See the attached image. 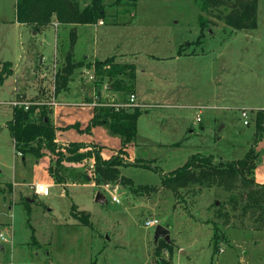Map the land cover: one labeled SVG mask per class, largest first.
Listing matches in <instances>:
<instances>
[{
	"label": "rangeland",
	"instance_id": "obj_1",
	"mask_svg": "<svg viewBox=\"0 0 264 264\" xmlns=\"http://www.w3.org/2000/svg\"><path fill=\"white\" fill-rule=\"evenodd\" d=\"M89 1L77 0L80 7ZM102 2V19L76 26L72 59L94 64L111 57L134 76L121 74L116 79L126 89L112 90L103 72L85 66L54 93L72 24L54 21L32 32L16 21L15 0H0V68L11 69L0 85V264H264V229L239 218L229 192H173L160 184L191 154L234 160L250 147L257 152L254 179L264 180V131L255 142V114L264 109V0L250 30L225 25L201 0ZM17 87L24 97L50 100L59 144L101 145L106 158L122 154L120 136L102 124L83 133L67 126L84 127L95 110L134 92L142 112L120 167L132 184L98 180L93 157L66 162L68 182L55 183L45 164L53 155L22 157L6 126ZM36 182L49 193H35ZM98 191L104 203L95 201ZM147 219L168 224L169 240L154 241L157 224L146 226Z\"/></svg>",
	"mask_w": 264,
	"mask_h": 264
},
{
	"label": "trees",
	"instance_id": "obj_2",
	"mask_svg": "<svg viewBox=\"0 0 264 264\" xmlns=\"http://www.w3.org/2000/svg\"><path fill=\"white\" fill-rule=\"evenodd\" d=\"M203 5L212 11V15L219 18L225 25L235 30H250L256 27L258 0H201ZM104 16L102 0H90L84 7H80L77 0H15V19L39 32L51 25L54 21L61 25L72 24L70 28L69 48L64 54V64L55 72L53 91L57 93L67 86L74 70L83 66H94L96 73L103 72L109 81L112 90L126 89L116 78L125 73L128 77L133 72H124L127 64L113 62L112 58L94 61V64L85 59H72L71 48L75 42L76 26L78 24H92ZM86 61V62H85ZM5 65L10 66L6 61ZM134 66L133 64L131 65ZM105 69V70H104ZM133 71V70H132ZM11 74V69L0 68V85ZM95 84L99 82L95 80ZM17 99L24 98L22 95ZM27 108L13 106L12 117L7 123L14 148L22 157L33 155L36 158L46 153L53 155L54 159L48 163V172L57 183L68 182L66 162H81L93 157L95 176L98 180L112 184H132L124 176L120 167L125 163L122 154L126 153L125 145L135 139L137 133L136 121L142 112L138 106L115 109L103 107L94 111L84 127L74 122L67 127L74 128L79 133L89 132L95 125H104L110 133L121 138L119 152L110 157H103L101 145L87 144L79 141H70L61 145L57 141L58 127L54 125L49 112L51 106L47 100L39 101L29 98ZM248 123V121H246ZM245 123V124H246ZM256 140L260 139L264 131V109H258L255 114ZM52 158V156H51ZM257 152L250 147L240 158L234 160H215L211 154H191L179 167L169 171L161 177L160 184L173 192L181 188L220 187L229 192L228 201L232 209L238 210L240 219L247 217L255 225V230L264 229V180L257 182L254 179V167ZM146 166L145 162H140ZM80 177V174H78ZM139 187V185L137 186ZM141 188H147L141 185ZM151 189H155L151 186ZM72 215L81 220L74 209ZM85 220L87 215H85ZM84 220V221H85Z\"/></svg>",
	"mask_w": 264,
	"mask_h": 264
},
{
	"label": "built area",
	"instance_id": "obj_3",
	"mask_svg": "<svg viewBox=\"0 0 264 264\" xmlns=\"http://www.w3.org/2000/svg\"><path fill=\"white\" fill-rule=\"evenodd\" d=\"M89 76H90V79H93L91 75H89ZM134 98H135V95L133 93H130L128 95V98L125 100V102H123V103H120V102L118 103L117 102V103H113L112 105H113V107L115 109L128 108V107H132V106H138L135 103ZM90 102H92V101H89L88 103H90ZM11 104L13 106H23L24 108H27L28 105H29V101L28 100H22V99H15V100H13L11 102ZM241 115H242V117H244V123H246V119H245V117L247 116L246 109H241ZM198 118L199 117H197V119ZM106 187L107 188H111L112 189L111 191H113V189L115 188V186H108V185ZM32 188H33L35 193H38V194H41V195H47L49 193L48 185H46V184H44L42 182H36L35 184L32 185ZM111 198L114 201H119L118 198L116 197V195H112ZM144 223H145L146 226H153V225L157 224L156 220H154V219H147Z\"/></svg>",
	"mask_w": 264,
	"mask_h": 264
},
{
	"label": "water",
	"instance_id": "obj_4",
	"mask_svg": "<svg viewBox=\"0 0 264 264\" xmlns=\"http://www.w3.org/2000/svg\"><path fill=\"white\" fill-rule=\"evenodd\" d=\"M35 32V31H33ZM95 201L99 202V203H104L105 202V198L102 195L101 192H96L95 194ZM164 238L166 241L169 240V229H168V224H157L154 230V234H153V239L154 241H156L158 238ZM1 248V245H0Z\"/></svg>",
	"mask_w": 264,
	"mask_h": 264
},
{
	"label": "crops",
	"instance_id": "obj_5",
	"mask_svg": "<svg viewBox=\"0 0 264 264\" xmlns=\"http://www.w3.org/2000/svg\"><path fill=\"white\" fill-rule=\"evenodd\" d=\"M18 24H23V23H18ZM23 25H24V24H23ZM51 26H52V25H51ZM26 27H28V26H26ZM32 32H33V31H32ZM85 60H87V59L85 58ZM83 67H85V66H83ZM6 78H7V77H6ZM6 78H5V79H6ZM17 90H18V87L16 88V91H17ZM16 91H15V92H16ZM132 93L134 94V92H132ZM83 94L85 95L86 93H83ZM83 94H82L81 97H82V98H85V96H84ZM129 94H130V93H129ZM19 95H22V96L24 97V94H23V93H19V92L17 91V92L15 93V95H14V100L17 99V98H18L17 96H19ZM134 95H135V94H134ZM21 99H22V100H28L29 98L24 97V98H21ZM11 100H12V99H11ZM36 100H39V101H40V99H36ZM43 100H44V99H42L41 101H43ZM11 102H12V101L9 100V103H10V104H11ZM11 105H12V104H11ZM12 108H13V105H12ZM145 110H147V109H145ZM88 121H89V119H88ZM88 121H87V123H88ZM76 122H77V121H76ZM46 163L48 164L49 161H48V162H45V164H46ZM47 164H46V165H47ZM44 166H45V165H44ZM51 179H52V178H51ZM54 182H55V181H54ZM55 183H57V182H55ZM30 188H31V187H30ZM31 189H32V188H31ZM32 190H33V189H32ZM33 191H34V190H33ZM37 194H38V193H37ZM38 195H41V194H38ZM0 245H1V248H3V246H2L1 243H0Z\"/></svg>",
	"mask_w": 264,
	"mask_h": 264
}]
</instances>
